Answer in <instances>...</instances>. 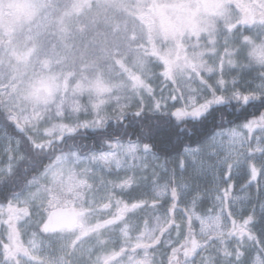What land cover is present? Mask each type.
Returning a JSON list of instances; mask_svg holds the SVG:
<instances>
[{"label":"snow or ice","instance_id":"snow-or-ice-1","mask_svg":"<svg viewBox=\"0 0 264 264\" xmlns=\"http://www.w3.org/2000/svg\"><path fill=\"white\" fill-rule=\"evenodd\" d=\"M13 2L0 264H264V0Z\"/></svg>","mask_w":264,"mask_h":264},{"label":"rangeland","instance_id":"rangeland-1","mask_svg":"<svg viewBox=\"0 0 264 264\" xmlns=\"http://www.w3.org/2000/svg\"><path fill=\"white\" fill-rule=\"evenodd\" d=\"M206 3H209V0H201V5ZM4 13L6 19H18L26 15V9L20 0H14L11 6H5ZM150 18L156 24L187 19V11L184 0H169L168 8L158 9ZM237 188H239V185H237Z\"/></svg>","mask_w":264,"mask_h":264},{"label":"clouds","instance_id":"clouds-1","mask_svg":"<svg viewBox=\"0 0 264 264\" xmlns=\"http://www.w3.org/2000/svg\"><path fill=\"white\" fill-rule=\"evenodd\" d=\"M200 7L204 8L206 10H211L212 5H211V3H206V4H203V5H200Z\"/></svg>","mask_w":264,"mask_h":264},{"label":"flooded vegetation","instance_id":"flooded-vegetation-1","mask_svg":"<svg viewBox=\"0 0 264 264\" xmlns=\"http://www.w3.org/2000/svg\"><path fill=\"white\" fill-rule=\"evenodd\" d=\"M5 191H7V188H3L2 190H0V200H2V198H3V193L5 192Z\"/></svg>","mask_w":264,"mask_h":264},{"label":"trees","instance_id":"trees-1","mask_svg":"<svg viewBox=\"0 0 264 264\" xmlns=\"http://www.w3.org/2000/svg\"><path fill=\"white\" fill-rule=\"evenodd\" d=\"M4 187H0V190H2Z\"/></svg>","mask_w":264,"mask_h":264}]
</instances>
